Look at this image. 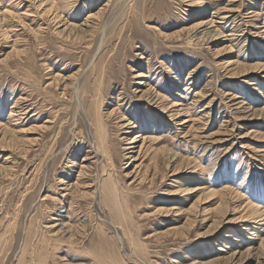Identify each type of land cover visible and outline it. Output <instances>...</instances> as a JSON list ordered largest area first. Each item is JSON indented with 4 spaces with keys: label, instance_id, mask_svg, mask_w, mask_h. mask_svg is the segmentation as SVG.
<instances>
[{
    "label": "rangeland",
    "instance_id": "374dc122",
    "mask_svg": "<svg viewBox=\"0 0 264 264\" xmlns=\"http://www.w3.org/2000/svg\"><path fill=\"white\" fill-rule=\"evenodd\" d=\"M0 124V264H264V0H0Z\"/></svg>",
    "mask_w": 264,
    "mask_h": 264
},
{
    "label": "bare ground",
    "instance_id": "6f19581e",
    "mask_svg": "<svg viewBox=\"0 0 264 264\" xmlns=\"http://www.w3.org/2000/svg\"><path fill=\"white\" fill-rule=\"evenodd\" d=\"M96 15V14H95ZM92 16V15H91ZM55 18V17H54ZM222 18V17H221ZM52 19V18H51ZM210 20V19H209ZM203 21V20H202ZM212 20H211V22H210V24L208 23L207 25H209V26H207V27H205V28H203V29H201L200 31H199V29L196 31V37L198 38V39H201V38H203V37H205V36H207L208 38H211V37H213L212 39L213 40H215L216 39V37H222V35L224 34V30H222V28L219 26V24L217 25V24H214V25H212ZM205 23V25H206V22H204ZM222 23V22H221ZM201 24V23H200ZM199 25V24H198ZM204 25V26H205ZM201 26V25H200ZM199 26V27H200ZM196 27V26H195ZM197 29V28H196ZM195 33V32H194ZM208 42H210V41H212V40H207ZM229 64V63H228ZM231 65V64H230ZM246 65V64H245ZM250 66V65H249ZM235 67V66H234ZM257 68V67H256ZM246 81V80H245ZM198 93V92H197ZM179 97V96H178ZM180 98H181V96H180ZM153 99V98H152ZM156 99H159L158 97L157 98H155V100ZM16 100V99H15ZM159 101V100H158ZM196 101V100H195ZM198 101V100H197ZM161 103H163V102H161ZM176 103V104H175ZM158 104V103H157ZM171 105V104H170ZM169 105V106H170ZM175 105H180V102H173L172 103V105L171 106H175ZM156 107V106H155ZM163 108L162 109H167V107L165 106V105H163L162 106ZM174 109V108H173ZM187 109H190V108H187ZM186 110V109H185ZM174 111V110H173ZM184 111V110H183ZM112 112V111H111ZM171 112V111H170ZM177 113H179L180 112V110L178 111H176ZM187 113H188V111H186ZM168 113H169V111H168ZM173 113V112H172ZM181 113V112H180ZM179 113V115H181ZM193 114V113H192ZM115 115V114H114ZM169 115V114H168ZM172 116V115H171ZM122 118V117H121ZM120 118V119H121ZM186 121V120H185ZM176 122V121H175ZM128 123V122H127ZM129 125H130V123H128ZM128 124H126L125 123V125H128ZM141 124V123H140ZM1 125V124H0ZM123 125H124V123H123ZM138 126H139V124H138ZM183 126V125H182ZM123 127V126H122ZM132 127H134V126H132ZM140 128V127H139ZM182 128V127H181ZM201 128V127H200ZM11 130V129H10ZM12 131V130H11ZM18 131V130H17ZM138 134H134V136L133 137H131V139L129 140V141H127V143L128 144H134V143H136L137 141H141V143L139 144V146H138V150H137V152L139 151H142V148H144V142L143 141H145V139H144V135H141V134H139V132H137ZM29 134V133H28ZM3 136H4V134H3ZM3 136H2V139H3ZM153 137H154V135H153ZM149 139H152L151 137H149ZM137 144V143H136ZM151 144V143H150ZM131 147H133L134 148V146H131ZM132 148V149H133ZM126 149H129V147L128 148H126ZM131 149V148H130ZM137 149V148H136ZM149 150H150V148H149ZM165 150V149H164ZM134 153V152H133ZM136 153V152H135ZM128 154V153H127ZM147 154V153H146ZM168 154V153H167ZM177 155V154H176ZM136 157V156H135ZM167 157H169V156H167ZM173 158H174V156H173ZM173 158H171V160L173 159ZM134 159V158H133ZM135 160V159H134ZM169 160V159H168ZM175 160V159H174ZM170 162V161H169ZM138 163V162H137ZM12 166V165H11ZM142 182V181H141ZM104 195V194H103ZM214 195V194H213ZM226 197V196H225ZM253 205V204H252ZM193 206V205H192ZM195 207V206H194ZM194 207H193V209H194ZM249 207H251V208H253L251 205L249 206ZM254 209V208H253ZM257 210V209H256ZM250 211V210H249ZM255 211V210H254ZM248 212V211H247ZM256 212H258L259 213V211H256ZM258 213H257V215H254L253 216V218H257V217H261L262 215H258ZM262 213V212H261ZM264 214V213H263ZM256 216V217H255ZM260 219V218H259ZM258 221V220H257ZM264 222H263V226H261L259 229H257V233H261V231H264ZM263 228V229H262ZM251 233V232H250ZM249 233V234H250ZM255 233V232H254ZM257 233H255L256 234V236L257 235H259V234H257ZM263 233V232H262ZM253 234V233H252ZM255 234H253V235H255ZM255 239V238H254ZM257 239V238H256ZM262 239V241H261V243H259V245L257 246V247H255L254 249L255 250H258L259 248H261V247H264V236H263V238H261ZM259 247V248H258Z\"/></svg>",
    "mask_w": 264,
    "mask_h": 264
}]
</instances>
